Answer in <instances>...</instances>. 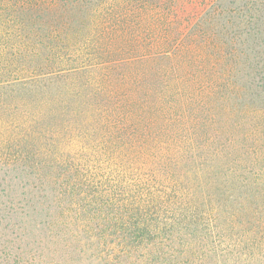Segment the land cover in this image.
<instances>
[{
	"label": "trees",
	"instance_id": "obj_1",
	"mask_svg": "<svg viewBox=\"0 0 264 264\" xmlns=\"http://www.w3.org/2000/svg\"><path fill=\"white\" fill-rule=\"evenodd\" d=\"M0 264H264V0H0Z\"/></svg>",
	"mask_w": 264,
	"mask_h": 264
}]
</instances>
